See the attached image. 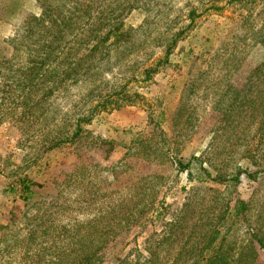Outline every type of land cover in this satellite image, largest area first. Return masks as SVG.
I'll return each mask as SVG.
<instances>
[{
	"label": "rangeland",
	"instance_id": "374dc122",
	"mask_svg": "<svg viewBox=\"0 0 264 264\" xmlns=\"http://www.w3.org/2000/svg\"><path fill=\"white\" fill-rule=\"evenodd\" d=\"M73 4L87 10L79 24L88 30L105 32L97 12L115 10L129 30L109 69L44 93L30 86L25 25L43 7L53 16ZM263 60L264 0H0V264H68L98 236L100 264H132L172 220L162 264L180 248L195 255L212 233L210 245L224 248L225 235L230 251L244 250L246 222L264 236L261 115L256 104H230ZM120 87L138 95L86 123L99 96ZM237 198L250 202L244 223L229 215ZM153 210L155 222L130 223ZM257 257L264 263V250Z\"/></svg>",
	"mask_w": 264,
	"mask_h": 264
},
{
	"label": "trees",
	"instance_id": "16d2710c",
	"mask_svg": "<svg viewBox=\"0 0 264 264\" xmlns=\"http://www.w3.org/2000/svg\"><path fill=\"white\" fill-rule=\"evenodd\" d=\"M55 14H49V10L43 7L40 16H30L29 23L25 25L29 37L31 39V60H30V86H37L42 83L45 88L44 93H52L54 84H61V80L68 77L71 79L74 75L79 78L89 77L95 70H107L112 65L110 60V52L114 45L119 46L123 42V37L129 28L123 27L122 17L124 11L115 10L108 14L104 11L97 12L96 18L100 23H103L108 29L102 34L99 28L88 30L84 28V24H79V19L87 13L83 5L78 7L76 4L63 7H56ZM93 14L91 13V16ZM103 27V26H102ZM86 51L85 53H83ZM107 57V58H105ZM103 63V64H102ZM87 66V67H86ZM155 71L151 68H146L144 73L150 78L149 72ZM79 78L75 79L78 80ZM264 60L256 66L250 74L245 84L236 89L237 96L231 100L230 104H256V110L261 115L257 130L260 137L264 135ZM37 90V88L35 89ZM124 87L115 89L107 94H101L99 100L92 107L89 116L86 118L88 123L92 114H95L96 109L105 110L107 104H114L117 107L122 104L132 102L133 97L138 94L130 95L123 92ZM45 95V94H44ZM231 108V107H230ZM94 110V112H93ZM80 118L76 121V129L70 139L80 133L82 126ZM188 167V165L186 166ZM252 173H249L251 175ZM205 177L218 182L239 180V173L231 177H222L220 175L213 176L205 170ZM22 188L26 194H29L30 185L25 179L22 181ZM229 214L235 215L236 218L244 223L247 221L250 202L241 198L235 200V205ZM146 210V209H145ZM155 214H148L144 220L139 222L135 215L130 217V223H142L144 225L147 220L155 222L159 217V210H153ZM147 212V211H146ZM167 232H151L145 241V251L147 255L136 252V259L132 264H162L159 258L160 250L164 244L171 242L177 232V221L169 223ZM248 239L247 246L239 252L230 251L229 243L226 242V236L223 235L220 244L210 245L215 234L212 233L206 246L201 248L195 255L191 256L190 250L180 248L174 252L172 264L184 263L189 258H193L191 264H260L257 254L264 250V236L259 231L253 230L251 225L246 222ZM210 235V234H209ZM211 240V241H210ZM98 247L93 251L86 248L82 252H77L74 256L67 257L68 264H100V249L102 247L103 238L98 236L95 239ZM264 264V263H262Z\"/></svg>",
	"mask_w": 264,
	"mask_h": 264
}]
</instances>
